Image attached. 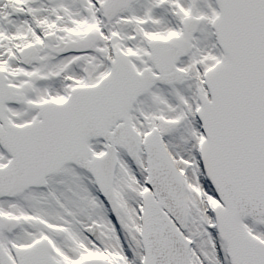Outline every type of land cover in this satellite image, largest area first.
<instances>
[{
	"label": "snow or ice",
	"instance_id": "obj_1",
	"mask_svg": "<svg viewBox=\"0 0 264 264\" xmlns=\"http://www.w3.org/2000/svg\"><path fill=\"white\" fill-rule=\"evenodd\" d=\"M0 264H264V0H0Z\"/></svg>",
	"mask_w": 264,
	"mask_h": 264
}]
</instances>
